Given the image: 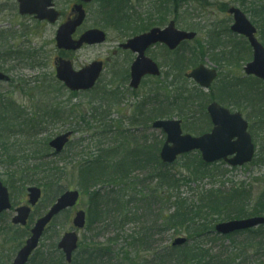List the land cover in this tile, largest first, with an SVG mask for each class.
Wrapping results in <instances>:
<instances>
[{
    "label": "rangeland",
    "instance_id": "rangeland-1",
    "mask_svg": "<svg viewBox=\"0 0 264 264\" xmlns=\"http://www.w3.org/2000/svg\"><path fill=\"white\" fill-rule=\"evenodd\" d=\"M100 1L101 0H95L93 4L86 6L88 16L85 20V25L79 32L81 33L87 29L99 28L108 34L107 41L104 44L97 46H86L76 53L66 55L64 58L71 61L75 71L85 69L94 62L104 63L105 69L101 74L97 88L90 91L88 95H83L79 97L78 100L73 101V105L81 103L87 109L91 108L92 103H95V108L103 107V109L98 111L95 116L89 114L87 118L88 121L86 123H79L78 129L75 130L72 129L74 124L68 122V124H65L64 126L58 125L56 129H53L52 125H50L47 128H42L40 131L38 130L37 133H32V135L18 130L13 133L9 131L7 139L12 146L9 150H2V153L0 154V180L5 187L9 188L10 197H12L13 202L17 203V206L22 203L23 205L27 203L26 196L29 187H38L36 186L37 184H29L28 187L21 186L19 177H15L16 184H8V173L12 174L16 172L20 166L38 167V164H41V167L47 170L49 168H66L74 163H80L82 154L90 156L91 153H98V149L103 148V150H106L107 148H110L113 146L112 143L114 141H121L122 136L125 135L126 132V135L130 134L132 137L135 136V138L140 141L138 142L139 144H141L144 138H146L149 145L157 143L159 148L165 143L166 137L161 131L153 129L152 127L145 128L143 126H133L130 123L131 116L136 108L135 106L149 96L148 91L152 86V83L147 81V83L143 84L140 90L134 93L132 92V89L129 88L128 82L127 84L123 82V77L125 76L124 70H127L132 65L131 63L136 59V56L120 49V44L126 42L127 37L120 35L121 33H117L114 30H105L100 26H96L99 21V16L96 12L98 11ZM129 1L130 3L127 6H124L123 11L129 16L136 13L132 18V21H135L136 25H142V22L144 21L141 20H148L149 17L155 22L156 25L154 27L159 28L166 21L169 23L170 20H175L178 29L189 32L194 31L197 33L195 41L186 43L182 46V49H180V53L178 54L179 57L184 56L186 59L191 58L190 56L193 53V50L197 47H203V49L206 50V46H208L209 42V33H224V36H218L222 39V43L231 42L228 44V51L231 52L232 50V56H225V64L221 65L212 61L215 60L213 57L214 51L210 49V51L206 50L205 55L200 60L202 61L201 64L216 68L220 72L221 78L217 80L214 90L215 94L217 92L216 89L221 84H224L226 78H230L231 80L239 79L247 85H250V83L252 84L254 81L251 82L250 78H246L243 70L245 65L251 61L252 53L249 51L247 41L230 32L233 18L227 13L229 8L237 7L252 19V16L248 13V8L252 7L253 0ZM75 3H77V0H56V9L62 14V18L58 23L49 25L45 22L39 23L33 18L30 19L29 17L19 16L17 0H0V71L7 74L12 80L10 84L0 83V94L6 98V101H11L16 105L14 110L24 112L27 117L26 119H30L31 117V119H33L34 116H38V114H36V112H38L36 111V105L40 102L41 96L39 94L44 90L43 88L45 87L48 89L49 85L54 89L57 87V84H55L57 78H55L54 62L56 61V58L61 57V52H59L55 46V33L60 26L59 24L63 23L70 15L69 13ZM152 7H155L156 11L151 10ZM131 9L135 12L132 13ZM253 19L257 20L256 17ZM253 24L259 28L260 32L262 26H259L257 21H254ZM262 40L261 37V41ZM239 52H241V57H239ZM9 54H14L11 60L5 58V56ZM149 55V57H151V55L158 57L159 62L162 60L164 61V58L167 60L175 58H168L165 56L164 52L159 50H152ZM198 57H200V55ZM241 60H243V62ZM190 69L191 68L187 69L186 73H188ZM162 72V77L164 76L163 79L169 82L170 73L166 74L165 68L162 69ZM188 83L189 85H192L191 81H188ZM263 88L264 84L261 86V89ZM173 89L175 88L173 87ZM48 91L50 92L49 89ZM110 92L115 94L114 97H116V103H110L106 100V94H109ZM260 92L263 93L262 99L264 101V89L260 90ZM243 96L246 97L245 93ZM62 99L63 101L67 100L64 93ZM147 103L146 109L153 108L156 104L154 96L150 97ZM259 105L264 106V103L261 102ZM231 109L232 111L237 112L234 107ZM101 114L102 116H100ZM243 115L247 123L250 125L252 123L254 124L256 136H253L250 129L249 133L252 134L254 144L257 146V154H261L264 158V126L259 129L258 123H256L257 118H252L253 120L250 121V119H247L246 113H243ZM139 119L140 122L143 121L140 116ZM173 119H178L183 122L178 116H175ZM108 126L114 130L105 134L101 127ZM69 130L74 131V135L71 138L69 146L60 153L61 155L54 157L55 155L52 153L53 151L50 150V155H48L49 158L44 160L39 159V156L46 157L48 154L45 153V151L48 150L50 140ZM194 137L197 136L194 135ZM27 139L33 143L34 147L33 145L27 146L25 151H23L20 149L19 143H16V145L14 144L16 140L25 143L27 142L25 141ZM32 147L33 149L28 151V149ZM34 148L39 149L43 154H38V156L35 157L32 153L34 152ZM11 159H13L14 162H9ZM49 162L52 164H47ZM181 162L182 161H180L179 164ZM179 164L177 166H172L173 171L176 173L178 170L182 169ZM76 172L78 171H76L75 168V171L71 173V175L66 176L59 183H56L61 188L53 186V189H58L61 194L65 191L71 190H78L82 194L83 190L79 188V184H77L78 173ZM131 175L132 176L129 177V180H134L137 177H139V180H146L148 179L149 171H139ZM60 178L55 181L60 180ZM262 179H264V159L262 160V163L251 164L250 167H241L237 170L230 171L225 174L222 181L228 185H230L231 182H234L235 184H241L243 182L248 186L253 185L254 197L257 198L264 187L262 186V183L259 184ZM45 184H47V182ZM204 184L210 183L205 181ZM146 185L154 188L156 182L152 179H148ZM107 188L111 189L112 186L109 185ZM195 190L197 189L194 185L188 187L182 186L179 193L183 199L189 200V203L191 204L193 202L196 203V200L192 198L195 195ZM42 191L43 199L38 204L35 211L39 209L43 214L51 207L58 197L52 200L50 206L47 207L44 198L51 201V199L54 198V196L51 195L53 190L51 191V188H48L47 191ZM61 194L57 196H61ZM133 206L134 205H131V208H133ZM88 207V198L83 195L76 208L62 214L61 217L55 220L49 233L43 237L38 252L32 257L33 261L35 260V262L32 261V264L37 263L43 257H50L52 259L59 258L61 252L57 248V244L66 232L73 231L72 219L75 212L79 210H84L86 212ZM163 209H165L164 211H167V213L173 212L172 205L164 207ZM152 211L156 213V216L161 213L158 205L153 208ZM14 215V210L9 211V213L4 214L0 220V258L8 264H11L16 256V248L22 242L20 240L12 243L4 236L9 234L10 237L14 233L12 230L8 229L12 225L11 219ZM37 219L38 217L35 215L33 221ZM146 224L145 221L140 223L126 222L125 225L120 227L122 230L119 231L109 228V230L100 232L96 231L95 227L93 230L88 229L87 227L83 231H78V236L80 237V249L77 252L76 258L80 259L85 252H96L108 248L107 245L110 244V240L118 235L119 240L110 247L112 252L114 251L110 264H166L164 256L166 257V253L172 247L173 242L180 237H187V233L184 231L178 232L173 228H165V230H161L151 224ZM6 230L10 231L7 233ZM145 233L148 234L147 236L150 237L151 240L149 242H143L142 244L137 243L136 240H138L140 236L146 235ZM251 241H253V245H255V242L258 240L244 234V236L236 237L234 243L230 240L221 241L220 239L212 243L208 240H202V243L206 248L212 249L216 253H224L228 256L234 252L236 246L244 248L245 246H250ZM147 243L153 246L148 247ZM93 244L94 246H92ZM112 252L107 250L103 254ZM247 261H249V264L261 263L259 258L254 260L248 259Z\"/></svg>",
    "mask_w": 264,
    "mask_h": 264
},
{
    "label": "trees",
    "instance_id": "trees-1",
    "mask_svg": "<svg viewBox=\"0 0 264 264\" xmlns=\"http://www.w3.org/2000/svg\"><path fill=\"white\" fill-rule=\"evenodd\" d=\"M129 3V0H101L96 12L99 16L96 26H100L105 30H114L129 38L130 36L139 35L141 31L156 25L150 17L148 20H141L144 21L142 25H136V22L132 21L136 13L129 16L123 11L124 6ZM151 10L156 11L155 7H152ZM131 11L132 13L135 12L133 9ZM248 13L252 16V19L256 17L257 20L253 19V21H257L258 25L262 26L259 34L264 45V0H253L252 7L248 8ZM218 35L220 34L214 32L208 34L209 42L206 50L214 51L213 57L215 60L212 61L222 65L225 64L226 60H224L221 52L216 50L219 49L218 46L222 43L221 36ZM196 49L193 50L189 59L178 56L180 49L170 55V58L175 57L172 60L174 64L172 77L169 82L164 79L162 81L159 79L152 81V86L148 91L149 96L135 106L130 123L133 126L151 128L154 120L173 119L178 116L183 120V131L197 136L211 130L212 124H210L206 109L212 102H218L226 108L231 109L234 107L237 112L246 113L247 119H250V121L257 118L256 123H258L259 129L262 128L264 126V106L259 105V103H264L263 93L260 92L264 89H261L263 83L260 80L250 78L251 82L254 80V83L247 85L239 79L226 78L223 86L217 90L216 94L213 89L205 93L195 83L189 85L188 80L185 78L187 69L201 64L202 61L200 60L206 52L203 47H197ZM228 54L232 56V51ZM240 54L241 52H239V57H241ZM199 55L200 57H198ZM241 61L243 62V60ZM49 90H51L50 96L46 93L48 89H44L40 94L41 98L44 99L37 105L36 111L38 112L36 114L38 116L35 117L34 114L33 119L31 117L26 121L21 120L23 119L21 111L14 110L16 107L14 103L8 102L9 105H6L0 98V154L2 150H9L12 146L7 139L9 131L13 133L18 130L31 135L29 132L37 133L38 130L40 131L50 125L53 129H56L58 125L64 126L68 122L74 124L72 129L75 130L78 129L79 123L88 121L89 114L95 116L98 111L103 109V107L95 108V103H92L89 109L81 103L73 105V101L78 100L83 95H88L89 92L86 94L70 93L59 86V83L55 89L50 87ZM63 93L66 95V101L62 99ZM244 93L246 97L243 96ZM114 95L113 92L106 94V100L110 103H116ZM152 96H154L156 104L153 108L146 109L147 101ZM139 116L142 117V122H140ZM101 129L105 134L114 130L109 126L101 127ZM250 130L255 137L253 123L250 125ZM126 134L122 136L121 141H114L113 146L110 148L106 150H103V148L98 149V153H91L90 156L82 154L80 163H74L66 168H49L47 170L42 168L41 164H38V167L20 166L16 172L8 173V184H16L15 177H19L23 187H28L29 184H37L36 186L41 187L44 191L51 188V191H54L51 194L54 198L51 201L44 198L46 206L49 207L52 200L61 194L58 189L54 190L53 186L59 188L60 186L56 183L71 175L76 168V171H78L76 172L78 173L77 184L83 190L82 194L88 198L89 207L86 211L88 229L93 230L95 227L96 231L101 232L113 228L119 231L122 230L120 227L125 225L126 222L140 223L145 221L146 225L151 224L161 230L173 228L178 232H186L188 244L181 248L171 247L166 253V257L164 256L166 264H249L248 259L254 260L256 258H259L260 264H264V227L224 237H220L214 231L215 226L222 224V222L264 217V187L262 192L255 198L253 185L248 186L243 182L241 184H235L234 182H231L230 185L226 184L222 181L225 174L237 169L229 168L223 162L206 165L199 153L180 157L174 166L182 161L179 164L182 169L176 173L171 166L164 165L159 159L160 148L157 143L149 145L146 138H144L139 144L140 141L135 136L132 137L130 134ZM25 141L27 142L21 143L20 140H16L14 144L19 143L20 149L25 151L27 146L33 145L28 139ZM33 147L29 148L28 151L32 150ZM49 151L48 147V150L45 151V153H48L46 157L39 156V159L49 158ZM32 153L35 157L38 154H43L37 148H34ZM54 155V157L57 156ZM263 159L261 154H257L251 164L262 163ZM9 162H14V160L11 159ZM146 170L149 171L148 179L156 182L154 188L146 185L148 179L139 180V177H135L136 179L129 180L131 174ZM59 178L60 180L55 181ZM205 181L210 184H204ZM46 182L47 184H45ZM260 183L264 186V179L260 180ZM109 185L112 186L111 189L107 188ZM191 185L196 186L197 190H195V195L192 197L196 200V203L190 204L189 200L183 199L179 192L182 186L188 187ZM13 204L14 206L17 205L15 202ZM131 205H134L133 208H131ZM157 205L161 213L156 216L152 209ZM171 205L173 206L172 213L164 211V207ZM35 215L39 218L42 212L37 209L31 216V222ZM49 230L47 233H49ZM13 232L10 237L9 234L4 236L12 243L22 241L17 248L15 247L17 252L21 249L29 234L27 230L21 232L14 230ZM145 234L136 240L137 243L142 244L151 240L147 236L148 234ZM244 234L258 241L255 242V245L251 241V245L244 248L236 246L234 252L228 256L224 253H216L212 249L206 248L202 243V240H208L212 243L219 239L221 241L230 240L234 243L236 237L244 236ZM118 240L119 236L116 235L115 238L110 240V244L107 245L108 248L96 252H85L80 259L74 257L73 264H110L113 257L110 253H103L107 250L112 252L110 247ZM147 244L148 247L153 246ZM0 264L8 263L0 258ZM34 264H65V260L60 253L57 259L43 257Z\"/></svg>",
    "mask_w": 264,
    "mask_h": 264
},
{
    "label": "water",
    "instance_id": "water-1",
    "mask_svg": "<svg viewBox=\"0 0 264 264\" xmlns=\"http://www.w3.org/2000/svg\"><path fill=\"white\" fill-rule=\"evenodd\" d=\"M53 0H18L20 5V15H37L40 21L49 20L51 24L57 21L59 14L53 8ZM93 0H81V2L92 3ZM77 13L76 19L61 26L57 31L56 45L61 50L76 51L85 45L96 46L103 44L107 39V34L100 29H91L86 31L78 41H73L72 36L78 27L83 25L86 13L82 5H77L73 9V13ZM229 14L234 17V24L231 27L232 32L248 38L253 48V61L247 64L244 69L246 75L254 76L264 82V47L255 36L257 29L251 24L244 13L234 7L229 10ZM196 33L180 31L176 29L175 22H171L169 27L165 29L153 28L150 33L139 35L130 39L127 44L121 48L138 54V58L133 62L131 67V87L139 88L141 80L146 75L159 76V69L156 63L146 57V50L150 46L156 44H164L170 51L176 50L183 42L193 41ZM102 62L90 64L87 68L75 71L68 61L60 60L57 69V78L65 84L66 88L71 91H88L93 89L100 74L103 70ZM216 71L209 70L205 66H200L187 77L200 85L203 89L211 86L216 79ZM0 81H7V77L0 73ZM213 129L204 136L194 138L190 135H183L181 121L178 120H159L154 122L153 128L162 130L166 134L167 140L162 147L160 159L166 164H173L177 161V157L187 155L192 152H200L203 161L206 164L216 163L221 160L225 161L228 166L241 167L250 164L255 155V144L252 142L251 134H248V123L243 116L238 113H231L224 109L218 103H213L207 108ZM72 132L58 136L50 141V147L57 153H61L69 144V138ZM41 189L31 187L28 190L29 202L28 206H21L17 210V214L13 219L14 225L26 226L32 207H35L42 198ZM80 199L78 191H67L62 194L51 210L39 219L32 231L31 237L21 248L12 264H28L32 254L37 250L46 227L52 223L63 211L76 207ZM11 208V200L9 192L0 181V215ZM86 223L85 212L81 211L75 214L73 225L78 229H84ZM264 226L263 217L247 218L243 220H233L231 222H222L215 227V231L220 236H229L233 233L244 232L254 228ZM79 237L73 231L66 233L58 244V248L63 251L65 259L71 263L74 252L78 249ZM174 246L184 245V238L177 239L173 242Z\"/></svg>",
    "mask_w": 264,
    "mask_h": 264
},
{
    "label": "flooded vegetation",
    "instance_id": "flooded-vegetation-1",
    "mask_svg": "<svg viewBox=\"0 0 264 264\" xmlns=\"http://www.w3.org/2000/svg\"><path fill=\"white\" fill-rule=\"evenodd\" d=\"M55 1L56 0H53L52 1V4H54L53 5V8L56 10V12H57V14H59V17H58V19H57V21L56 22H54L53 24H56V23H58L59 21H60V19L62 18V14H60V12L59 11H57V9H56V4H55ZM95 2V1H94ZM18 5V4H17ZM77 5H82L83 6V8H84V11H85V13H86V18H85V20L87 19V16H88V13H87V10H86V6H89V5H91V3H83V2H81V0H77V3H75L74 4V6H73V8H72V10H71V12L69 13L70 15L66 18V20L63 22V23H60L59 25V27H58V29L61 27V26H63L65 23H68V22H70V21H74V19H76V17H77V13H73V9H74V7L75 6H77ZM20 5H18V14H19V10H20ZM231 8H234V7H231ZM231 8H229L228 10H227V13H228V15L230 16V17H232L233 18V23H232V25L234 24V17L232 16V15H230L229 14V10L231 9ZM244 15H246V14H244ZM19 16H23V17H29L30 19H34L35 21H37V22H39V23H43V22H45V23H47V24H49V25H53V24H51L50 23V21L49 20H43V21H40L39 19H37V15H20L19 14ZM247 16V15H246ZM247 18H248V20L252 23V25L254 26V27H256L254 24H253V19H250L248 16H247ZM171 22H175V24H176V21L175 20H170V22L169 23H167V21L163 24V25H161L160 26V28L159 27H150L149 29H146L145 31H141L140 33H139V35H142V34H146V33H150V30H152L153 28H158V29H165V28H167V27H169V25L171 24ZM85 23V21L83 22V25L81 26V27H78L77 29H76V31H75V33L73 34V36H72V39H73V41L75 42V41H78L83 35H85L84 33H86V31H88L89 29H87L86 31H84V32H79L80 30H81V28L85 25L84 24ZM232 25L230 26V32H231V27H232ZM176 26H177V24H176ZM58 29L56 30V33H55V46L57 47V49H58V51L59 52H61V57H59V58H56V61L54 62V68H55V78H57V69H58V65H59V61L60 60H64V61H68V62H70L71 63V61L70 60H68V59H65L64 57H66V55H70V54H73V53H76L77 51H79V50H81V49H83L84 47H86V46H88V45H85V46H83L81 49H79V50H76V51H72V50H61V49H59L58 48V46L56 45V37H57V31H58ZM256 29H257V31H256V37L258 38V40L261 42V37H260V35H259V30H258V28L256 27ZM139 35H135V36H133V37H129V38H127V41L126 42H124L123 44H120V49L122 50V51H124V52H127V53H132L133 55H135L136 56V59L138 58V54H135V53H133V52H131L130 50L129 51H126V50H124V49H122L121 48V46L122 45H125V44H127V42L130 40V39H133V38H135V37H138ZM234 35H238V34H234ZM220 36H224V33L223 32H221V34H220ZM239 37H241V38H243L245 41H247V43H248V47H249V51L252 53V57H253V48L251 47V45H250V43H249V41H248V38H245L244 36H240V35H238ZM231 42H229V43H227V42H225V43H221V44H219V49H216L217 50V52H221V55L225 58V56H230L228 53L230 52V51H228V44H230ZM182 44H186V42H184V43H182ZM152 50H159V51H162V52H164L165 53V56L166 57H168V58H170V55H172V54H174L175 53V51L174 50H172V51H170L169 49H168V47L166 46V45H164V44H156V45H153V46H150V48L149 49H147L146 50V57L148 58V59H150V60H152L154 63H156V65L158 66V69H159V76H154V75H146L142 80H141V83L139 84L140 86H139V88H137V89H135V88H132L131 87V85H130V83H131V75H130V72H131V67H132V65H133V62L136 60H134L131 64V66L127 69V70H124V77H123V82L124 83H126L127 84V82H128V86H129V88L130 89H132V92H134V93H136L138 90H140V88L143 86V84H145V83H147V81H150L151 83H152V81L153 80H155V79H159V80H163V77H162V75H163V72H162V69L163 68H165V73L166 74H168V73H170V78L172 77V75H173V68H174V64L172 63V60H174V59H169V60H167L166 58H164V61L162 60L161 62H159V60H158V57H156V56H152L151 55V57H149L150 55V53H151V51ZM219 50V51H218ZM232 51V50H231ZM0 54H1V50H0ZM14 56V54H9V55H7V56H5V58H8L9 60H11L12 59V57ZM251 60H252V58H251ZM251 61H249L247 64H249ZM103 63V62H102ZM104 64V63H103ZM247 64L245 65V66H247ZM71 66H72V63H71ZM200 66H205L207 69H209V70H213V71H216V73H217V76H216V79L213 81V83L211 84V86L209 87V88H205V89H203L200 85H198V83H196L195 81H193V80H191V79H189L188 77H187V75L188 74H191L193 71H194V69H196V68H198V67H200ZM73 67V66H72ZM73 69H74V67H73ZM104 69L105 68H103V70H102V72L104 71ZM244 69V68H243ZM75 70V69H74ZM102 72H101V74H102ZM0 73L2 74H4V72H1L0 71ZM101 74H100V76H101ZM4 76L5 77H7V81H0V83L1 84H3V83H7V84H10L11 82H12V80H11V78L7 75V74H4ZM101 78V77H100ZM185 78L188 80V81H191L192 82V84H196L200 89H202L205 93L206 92H209L211 89H213V90H215V87H216V84H217V80H219V78H221V76H220V72L216 69V68H211V67H208L206 64H199V65H197V66H195L194 68H191L189 71H188V73H186L185 74ZM58 83H59V86H61L62 88H64L66 91H69L70 93H75V94H78V93H80V94H84V93H88V91H78V92H74V91H71L69 88H66V86H65V84L64 83H62L58 78H57V80L55 81V84H57L58 85ZM97 85H98V82L96 83V85L94 86V89H96L97 88ZM221 85H223V84H221ZM219 86L217 89H216V91L220 88V87H222V86ZM51 87V85H49V88ZM48 88V89H49ZM43 89H46L45 87L43 88ZM44 91V90H43ZM51 91V90H50ZM48 92V93H47ZM46 93H47V95L48 96H50L51 94H49L50 92L49 91H47ZM45 93V94H46ZM40 94H42L41 92H40ZM39 94V95H40ZM41 96V95H40ZM61 96V95H60ZM0 98H1V100L3 101V103H5L6 105H9L8 104V102H11V101H6V98H4V96L3 95H1L0 94ZM41 98V97H40ZM43 99L44 98H41L40 99V102H42L43 101ZM39 102V103H40ZM38 103V104H39ZM37 104V105H38ZM37 105H36V110H37ZM207 110V109H206ZM23 113V119H21V120H25L27 117H26V115H25V113L24 112H22ZM181 121V120H180ZM20 122H22V121H20ZM181 125H183V122L181 121ZM69 132H72V131H69ZM69 132H67V133H69ZM74 132V131H73ZM31 135H32V133L31 132H29ZM74 134V133H73ZM28 199H29V197H27V204H28ZM19 206H23V203L21 204V205H19ZM19 206L17 207V208H19ZM11 223H12V225H11V227H9L8 229H10V230H12V231H14V230H18V232H21V231H25V230H27L28 231V234L30 235L31 234V231H32V227H31V225L29 226V230H28V228H26V227H19V226H17V225H14L13 224V218L11 219ZM7 231V233L9 232V230H6ZM15 236V235H14ZM24 243H25V241H24ZM23 243V244H24Z\"/></svg>",
    "mask_w": 264,
    "mask_h": 264
}]
</instances>
